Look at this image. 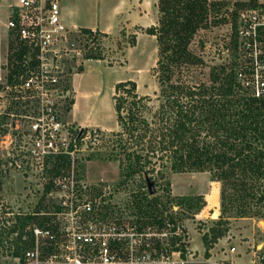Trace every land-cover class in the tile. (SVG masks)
I'll return each instance as SVG.
<instances>
[{"label": "built area", "instance_id": "2783aa9c", "mask_svg": "<svg viewBox=\"0 0 264 264\" xmlns=\"http://www.w3.org/2000/svg\"><path fill=\"white\" fill-rule=\"evenodd\" d=\"M8 12L6 29L25 54L17 78H0V122L13 116L9 111L15 104L33 109L19 115L27 121L26 129L17 126L18 138L23 139L16 142L8 133L6 150L12 166L27 175L42 174L44 196L53 201L49 212L31 213L53 218L26 228L29 235L24 239L31 245L22 259H15L21 264H188L189 234L175 217L140 227L108 220L111 193L88 196V184L76 178L78 154L97 148L104 136L99 128L63 120L59 102L64 96L60 88L64 63L92 61L87 56L98 50L100 35L70 29L63 22L59 0H14ZM233 29L238 81L260 96L264 91V0L239 11ZM64 158L68 164L56 173V165ZM50 164H54L52 174ZM181 245L184 251L176 249ZM255 257V264H264V250L256 251ZM206 264L233 261L210 259Z\"/></svg>", "mask_w": 264, "mask_h": 264}, {"label": "trees", "instance_id": "16d2710c", "mask_svg": "<svg viewBox=\"0 0 264 264\" xmlns=\"http://www.w3.org/2000/svg\"><path fill=\"white\" fill-rule=\"evenodd\" d=\"M255 2L252 0V5ZM214 8L215 4L211 5L209 0H158V25L145 29L146 34L156 37L158 45L156 68L160 91L153 120L144 114L151 97L140 95L136 82L117 83L113 95L120 129L113 135L115 142L126 136L141 145L139 152L127 153L126 180L137 172L150 175L144 187L148 188L147 195L151 193L149 184L157 180L154 173L163 177L167 170L209 172L221 183V214L203 234L207 257L209 249L229 232L232 219L253 218L264 207V91L256 96L238 81V56L236 61L212 68L208 81L192 73V67L203 68L204 61L191 50V43L200 30L210 25ZM223 20L212 23L217 25ZM16 54L22 59L25 48L21 45ZM87 57L100 60L102 53L98 49ZM73 104L71 100L69 111ZM153 123L161 124L152 128ZM149 132L153 136L146 140ZM67 164L68 159H62L55 172ZM143 201L134 203L143 217H154L152 211L158 206L164 213L159 199ZM207 203L210 204L209 198ZM201 212L207 214V210ZM39 217L28 214L15 215L14 220L5 218L0 226V247L12 258L22 259L24 250L31 245L29 239H24L29 235L26 228L44 225L49 220L41 216L42 220L37 221ZM176 249L184 251V245Z\"/></svg>", "mask_w": 264, "mask_h": 264}, {"label": "rangeland", "instance_id": "374dc122", "mask_svg": "<svg viewBox=\"0 0 264 264\" xmlns=\"http://www.w3.org/2000/svg\"><path fill=\"white\" fill-rule=\"evenodd\" d=\"M13 1H0V78L3 80L6 78L9 81L17 78L22 71V60L16 54L21 44L5 26L9 17V5ZM112 1L114 2V0H108V3L112 4ZM257 1L252 5V0H209L211 5L215 4L208 21L210 25L200 30L191 43V50L203 59L204 67L200 69L196 66L192 67L193 76L208 81L212 68L231 63L233 60L236 61L238 54L233 46L235 37L233 27L236 25V16L239 11L255 6ZM151 4L153 3L150 2ZM130 5L132 6L133 3ZM138 9L139 12L136 10V13L143 14L140 6ZM233 13L236 15L233 16ZM152 15H150L151 20L153 19ZM157 16L159 20V13ZM215 20L223 21L215 25L212 23ZM154 25L157 26L158 21L155 24L152 23L151 26ZM109 30V35L102 34L105 35L104 37L100 32V39L97 43L102 58L95 60L98 62L88 63L81 59L76 62L71 60L64 63V78L60 87L64 96L59 102V108L65 122L72 124L68 107L70 101H74L75 93L72 80L75 73H85L84 77L77 75L76 78H83V90L91 93L88 108H91V114L98 121L111 127L116 126L113 101L115 85L128 80L136 82L140 95L151 97L148 110L146 109L144 114L149 120L154 119L155 111L159 105L158 94L160 91L156 68L158 60L156 37L147 35L145 28L135 25L116 24L110 26ZM12 71L17 72L12 74ZM32 109V107L15 104L9 111L13 116H5L0 122L3 126L0 127V226H3L5 218L14 220L15 215L25 216L36 211L49 212L52 209V199L44 196L42 174L35 172L29 176L16 168L14 164L12 166L6 150L10 143L8 133L16 139V142L23 139L18 138L20 132L17 126L20 125L26 129L27 121L19 115L24 114L25 110ZM160 124L153 123L152 128L154 125ZM75 125L77 126V124ZM95 128H99L104 137L97 148L78 154L76 178L88 184V196L91 195L94 198L101 196L102 193H111L110 201L107 200V204H109L108 220L140 227L149 224L156 225L160 220L168 222L175 217L184 226L185 232L190 233L191 240L194 236L192 245L202 252L203 245L200 234L208 232L213 225V220L218 219L219 212H221V183L215 181L209 172L173 173L167 170L163 177H157V173H154L157 179L151 183L154 193L147 195L145 192L148 188L144 189V187L146 179L150 178V175L137 172L128 180L124 178V173L128 171L129 165L127 153L139 152L140 143L136 140L131 141L126 136L118 138L119 141L115 142L116 139L113 135L120 131L118 127L114 133L104 131L100 127ZM151 136H153V132L148 133L146 140H149ZM123 148H126L125 151ZM53 167L54 164H50L51 174ZM67 172L68 170H66V175ZM124 180L126 183H122ZM145 195L149 202L155 198L159 199L165 208L164 213L161 214V207L158 206L152 211L154 217H143L135 208L134 203L140 199L146 203ZM208 198L211 202L209 205ZM204 210H207V214L202 215L201 211ZM215 211H218L216 217H214ZM257 211V215L252 218L251 222L253 220L256 222L255 225L261 230L260 240H264V231H262L264 230V207L262 206ZM5 212L8 213L5 214ZM45 218H49L50 221L53 217L45 216ZM36 220L41 221V216ZM5 246H8V243H5ZM5 250L4 247H0V264H21Z\"/></svg>", "mask_w": 264, "mask_h": 264}, {"label": "crops", "instance_id": "0c3cea01", "mask_svg": "<svg viewBox=\"0 0 264 264\" xmlns=\"http://www.w3.org/2000/svg\"><path fill=\"white\" fill-rule=\"evenodd\" d=\"M59 2L63 22L70 29L76 27L109 35V27L116 24L135 25L147 29V27H151L152 23L155 24L156 21H159L157 16L159 13L158 0H137L136 2L134 0L132 2L131 0H114L112 4H109L108 0H59ZM150 2L153 4L150 5ZM131 3H133L132 6ZM138 6L143 12L141 15L136 13V10L139 12ZM150 15L153 16L152 20L155 19L153 22H150L152 21ZM151 37L154 38L155 36ZM90 62L98 61L92 60ZM84 74L75 73L72 80L75 95L74 104L69 113L71 122L83 127H100L110 133L117 131V120L116 126L111 127L98 121L91 114V108H88L91 93L83 90V78H76L77 75L84 77ZM219 213L221 214V212ZM251 220L252 218L232 219L229 232L209 249L208 257L206 256L203 235L200 234L203 245V251L200 252L192 245L194 236L191 240L189 233L187 247L191 251V257L188 258V264H206V261L210 259L220 262L232 260L233 264H255L256 251L264 250V240H260L261 230L255 225L256 222L254 220L251 222ZM231 248H235L236 251L230 252Z\"/></svg>", "mask_w": 264, "mask_h": 264}, {"label": "water", "instance_id": "95a60500", "mask_svg": "<svg viewBox=\"0 0 264 264\" xmlns=\"http://www.w3.org/2000/svg\"><path fill=\"white\" fill-rule=\"evenodd\" d=\"M152 187H153V184H151V183H150V184H149V189H150V192H151V194H153V193H154V190H153V188H152Z\"/></svg>", "mask_w": 264, "mask_h": 264}, {"label": "bare ground", "instance_id": "6f19581e", "mask_svg": "<svg viewBox=\"0 0 264 264\" xmlns=\"http://www.w3.org/2000/svg\"><path fill=\"white\" fill-rule=\"evenodd\" d=\"M211 203V202H210ZM218 215V211H215L214 213V217H216Z\"/></svg>", "mask_w": 264, "mask_h": 264}]
</instances>
